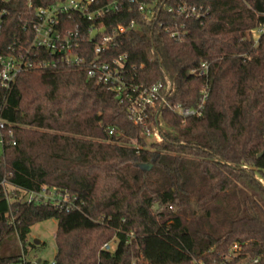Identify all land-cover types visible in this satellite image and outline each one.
I'll use <instances>...</instances> for the list:
<instances>
[{"label":"trees","instance_id":"1","mask_svg":"<svg viewBox=\"0 0 264 264\" xmlns=\"http://www.w3.org/2000/svg\"><path fill=\"white\" fill-rule=\"evenodd\" d=\"M57 1L0 0L4 44ZM183 4L205 16L167 12ZM159 6V18L122 35L113 53L128 54L136 84L162 80L173 104L195 107L206 92L203 114L182 122L165 109L163 134L151 140L82 69L30 71L0 85V118L16 141L3 147L0 175L26 190L67 189L80 207L9 205L0 188V244L12 236L23 244L33 225L55 218L57 264H264V32L251 33L264 26V0ZM203 63L206 75L192 73ZM111 241L115 250L103 249ZM0 264L34 262L0 252Z\"/></svg>","mask_w":264,"mask_h":264},{"label":"built area","instance_id":"2","mask_svg":"<svg viewBox=\"0 0 264 264\" xmlns=\"http://www.w3.org/2000/svg\"><path fill=\"white\" fill-rule=\"evenodd\" d=\"M31 6V4H30ZM167 12L186 18L200 19L205 13L186 4L177 8L167 7ZM122 14L120 20L110 26L105 22L113 14ZM159 0H58L46 7L37 8L34 16L22 26V37L15 36L4 44L3 24L0 15V85L8 89L25 72L49 71L59 68L82 69L97 85L110 89L124 104L129 118L143 130L144 137L158 140L165 124L162 112L169 109L182 119L201 116L207 93H203L195 107L173 104L168 97V87L162 80L153 85L136 84L128 67V54H114L122 35L159 18ZM104 28V29H103ZM170 36L181 38L177 30L167 29ZM264 26L252 30L257 40ZM209 66L203 63L192 73L204 76ZM114 129L110 130L113 134ZM9 135V137H8ZM12 134L6 133V125L0 118V144H16ZM1 169V162H0ZM0 188L9 205L17 202L35 205H52L67 211L80 209L79 197L67 189L42 186L36 190L20 188L9 181L5 171L0 175ZM117 243L104 244L103 249L115 250ZM234 244L231 251L240 250ZM257 260H255L256 262ZM39 264V263H36ZM49 264H57L54 259Z\"/></svg>","mask_w":264,"mask_h":264},{"label":"rangeland","instance_id":"3","mask_svg":"<svg viewBox=\"0 0 264 264\" xmlns=\"http://www.w3.org/2000/svg\"><path fill=\"white\" fill-rule=\"evenodd\" d=\"M2 153L3 146L0 144V157ZM56 230L57 220L55 218L38 222L32 226L31 232L23 244L17 237L12 236L0 244V252L4 254L20 253L34 264H36V260H41L43 264H49L55 259L57 251ZM36 240H39L40 243L37 244ZM24 248H26L27 253ZM245 262L241 261L240 264H245Z\"/></svg>","mask_w":264,"mask_h":264},{"label":"water","instance_id":"4","mask_svg":"<svg viewBox=\"0 0 264 264\" xmlns=\"http://www.w3.org/2000/svg\"><path fill=\"white\" fill-rule=\"evenodd\" d=\"M103 29H104V28H103ZM141 167H142L143 169H149V168L152 167V164H142ZM35 242H36L37 244L40 243L39 240H36Z\"/></svg>","mask_w":264,"mask_h":264}]
</instances>
